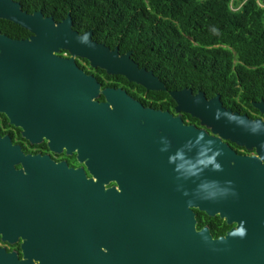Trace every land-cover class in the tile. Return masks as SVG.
<instances>
[{
  "label": "water",
  "instance_id": "obj_1",
  "mask_svg": "<svg viewBox=\"0 0 264 264\" xmlns=\"http://www.w3.org/2000/svg\"><path fill=\"white\" fill-rule=\"evenodd\" d=\"M0 19L32 34L24 41L0 35V112L7 114L11 104L15 66L58 67L61 97L75 98L81 110L76 130L82 142L76 148L95 163L94 179L49 162L39 174L0 173V185L14 188L7 194L40 189L31 194L43 196L47 217L63 224L65 241L79 237L81 247L74 249L87 254L79 256V264H264V122L225 109L218 95L207 100L190 89L168 92L175 113L198 120L211 135L185 125L180 116L142 108L117 90L102 91L107 102L99 104L95 80L72 62H53V52L85 58L146 91L167 90L130 53L119 55L117 48L96 43L91 31H74L69 14L56 23L40 11L25 13L14 0H0ZM252 106L264 116L262 100ZM220 137L257 156H237ZM111 154L126 155L139 168L158 159L159 173L122 178L121 172L106 171ZM109 180L128 190H105ZM194 209L234 227L213 238L207 228L196 230ZM8 260L0 255V264Z\"/></svg>",
  "mask_w": 264,
  "mask_h": 264
},
{
  "label": "flooded vegetation",
  "instance_id": "obj_2",
  "mask_svg": "<svg viewBox=\"0 0 264 264\" xmlns=\"http://www.w3.org/2000/svg\"><path fill=\"white\" fill-rule=\"evenodd\" d=\"M34 12L25 13L33 14ZM21 29L23 31L9 36L1 32L0 19V35L16 41L30 39L32 34ZM118 53L119 55L130 53L131 59V52L120 53L118 50ZM53 55L55 56L53 62H72L78 71L95 80L99 85L100 93L94 102L106 103L107 99L101 92L107 89L117 90L142 108L167 112L173 117L180 116L185 125H194L211 135L210 129L200 126L198 120L195 119L196 122L191 123L185 119L187 114L175 113L174 100L170 97L166 99L165 96L161 98L160 91H146L141 85L129 82L123 76L107 75L104 70L92 67L89 60L76 56L71 58L64 50L55 51ZM56 70H58L56 66L48 68L43 66L14 67V90L11 104L6 111L7 114L0 112V173L11 171L15 175L24 176L39 174L47 170L50 162L63 165L68 170H78L87 179H94L95 171L91 166L95 163L89 160L91 159L89 155L80 153L76 148V145L82 142L76 130L80 124L81 110L75 98L61 97L63 91L60 89L61 81L55 74ZM16 92L19 98H16ZM252 108L253 110L244 113L225 109L246 115L251 120L264 122V116L253 106ZM220 141L237 156H257L254 149L248 150L244 146H239L221 137ZM109 157H113V161L109 162V169L107 168L106 171L121 172L122 178L137 175L138 179L145 173L152 176L159 173L158 159L150 162L146 167L145 164L139 168V164L126 155L111 154ZM260 164L264 165V161ZM169 169L170 164L167 163V170ZM13 189L11 186L0 185V255L8 256V264H79V256L87 255L85 250L74 249L76 246L81 247L79 237L77 240L72 238L65 241L63 224L58 218L49 219L47 217L43 196L31 194L33 190L40 189L25 187L15 189L12 194H7ZM104 189L110 192H122L127 191L128 187L123 188L114 180H109ZM9 206V211L4 209ZM193 211L196 230L207 228L213 238L224 236L234 227L218 216L210 217L196 209ZM81 264L86 263L82 261Z\"/></svg>",
  "mask_w": 264,
  "mask_h": 264
},
{
  "label": "trees",
  "instance_id": "obj_3",
  "mask_svg": "<svg viewBox=\"0 0 264 264\" xmlns=\"http://www.w3.org/2000/svg\"><path fill=\"white\" fill-rule=\"evenodd\" d=\"M131 59L165 84L159 96L190 89L216 95L239 113L264 101V2L260 0H14ZM2 31H23L2 21ZM4 30V31H3ZM249 115V113H246ZM185 119L196 122L189 115ZM216 237V235H214Z\"/></svg>",
  "mask_w": 264,
  "mask_h": 264
}]
</instances>
